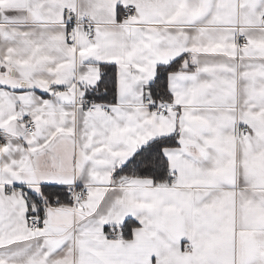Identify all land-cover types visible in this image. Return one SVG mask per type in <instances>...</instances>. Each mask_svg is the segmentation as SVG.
<instances>
[{
	"label": "snow or ice",
	"instance_id": "snow-or-ice-1",
	"mask_svg": "<svg viewBox=\"0 0 264 264\" xmlns=\"http://www.w3.org/2000/svg\"><path fill=\"white\" fill-rule=\"evenodd\" d=\"M0 264H264V0H0Z\"/></svg>",
	"mask_w": 264,
	"mask_h": 264
}]
</instances>
